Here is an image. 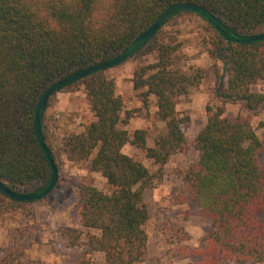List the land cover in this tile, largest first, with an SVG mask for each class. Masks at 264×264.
Wrapping results in <instances>:
<instances>
[{
	"label": "trees",
	"instance_id": "obj_1",
	"mask_svg": "<svg viewBox=\"0 0 264 264\" xmlns=\"http://www.w3.org/2000/svg\"><path fill=\"white\" fill-rule=\"evenodd\" d=\"M181 2L203 6L229 34L264 32V0H0V181L17 193L42 189L52 174L35 133L36 108L45 90L117 57L167 8ZM181 14L199 16L175 13L131 57L155 56L154 62L136 68L131 79L146 116L164 123L153 145L148 144L147 129L126 128L135 111L125 109L115 79L105 70L59 91L83 87L94 117L82 132L64 133L63 153L71 162H87L88 171L101 174L112 187L106 192L89 182L78 184L72 209V223L78 227L60 229L68 247L87 246L77 264H92L94 253L103 254V264H144L147 259L150 210L145 191L155 175L123 149L135 146L163 173L171 158L188 148L184 126L191 116L178 110V98L198 88L208 71L196 65L183 69L182 44L160 38ZM202 19L208 26L202 38L205 50L222 63V68L214 64L219 103L206 106L207 121L194 142L198 159L180 175L187 198L199 204L210 230L202 248L184 246L180 253L184 258L200 255L204 264L264 263V148L251 124V116L264 110V92L252 90L264 80V40L227 41ZM57 93L47 102L41 128L59 170L47 121ZM151 95L157 100L154 115L149 112ZM229 103L239 104L249 115L227 114ZM33 202L11 199L0 190V217L10 210L30 214ZM24 235L23 228H16L10 248L0 245V264H40L27 258Z\"/></svg>",
	"mask_w": 264,
	"mask_h": 264
},
{
	"label": "rangeland",
	"instance_id": "obj_2",
	"mask_svg": "<svg viewBox=\"0 0 264 264\" xmlns=\"http://www.w3.org/2000/svg\"><path fill=\"white\" fill-rule=\"evenodd\" d=\"M207 29V23L200 16L181 14L163 29L160 36L164 42L182 44L179 51L181 58L179 64L183 69L196 65L208 71L198 88L178 98V110L191 116L190 122L184 126L188 140L187 150L173 156L165 165L163 173H160L157 167L150 166L143 152L135 146L127 144L123 149L126 154L142 160L155 175L152 187L145 191L150 218L145 225L149 243L144 264H204L200 255L184 258L180 253V248L184 246L202 248L203 239L210 230L209 223L202 215L199 204L195 199L187 198L185 183L180 172L198 159L199 153L194 142L207 121L206 106L219 103L214 94L215 67L222 68V63L210 58L205 50L202 38L208 33ZM154 61V55H139L105 70L107 76L115 79L117 93L125 100V109L135 111L126 128L129 131L138 128L147 129L149 145H153L154 138L159 131L163 130L164 123L146 116L147 112L138 94L139 91L133 89L131 79L136 68ZM252 90L264 92V80H259L252 85ZM156 101V97L151 95L149 112L152 115L157 109ZM226 113L249 115L247 110L233 103L227 104ZM93 119L83 87L77 91L56 94L47 111V121L56 146L59 184L48 196L31 204L30 214H24L21 210H10L0 217V245L5 250L11 246L12 231L16 228H23L28 259L39 261L40 264H77L87 246L68 247L60 229L66 226L78 227L77 224L72 223V209L79 197L78 184L89 182L106 192H111L112 187L101 174L90 173L87 162L69 161L62 151L61 140L64 133L81 131V127L85 128V125ZM262 123H264V110L251 116L252 127L261 139L264 148V125ZM262 160L264 161V151ZM103 262V254H93L92 264H103ZM229 264L264 263L230 262Z\"/></svg>",
	"mask_w": 264,
	"mask_h": 264
},
{
	"label": "water",
	"instance_id": "obj_3",
	"mask_svg": "<svg viewBox=\"0 0 264 264\" xmlns=\"http://www.w3.org/2000/svg\"><path fill=\"white\" fill-rule=\"evenodd\" d=\"M181 11H192L198 14L200 17L209 21L215 29L227 40L236 43H247V42H254L264 40V32L258 34H251V35H244V34H229L227 33L224 28L222 27L220 20L208 11L203 6L190 3V2H181L174 4L167 8L159 17L158 19L143 33H141L129 46L126 50H124L120 55L117 57L110 59L108 61H104L92 66H89L85 69H82L78 72H75L67 77H64L54 83H52L43 93L40 101L38 102L36 108V116H35V133L39 145L41 146L43 152L45 153L50 167H51V177L48 183L39 191L34 193L24 194V193H17L9 189L2 181H0V190L4 192L9 198L17 200V201H36L48 196L56 187L59 179V170L56 166L52 153L50 152L41 128V117L45 111L47 102L49 98L54 94L59 92L63 87L67 86L70 83H73L93 72L106 70L109 68H113L118 66L128 59H130L147 41L152 39L158 30L164 25V23L175 13Z\"/></svg>",
	"mask_w": 264,
	"mask_h": 264
},
{
	"label": "crops",
	"instance_id": "obj_4",
	"mask_svg": "<svg viewBox=\"0 0 264 264\" xmlns=\"http://www.w3.org/2000/svg\"><path fill=\"white\" fill-rule=\"evenodd\" d=\"M83 128H84V127L82 126V127H81V131L84 130ZM81 131H77V132L79 133V132H81Z\"/></svg>",
	"mask_w": 264,
	"mask_h": 264
}]
</instances>
